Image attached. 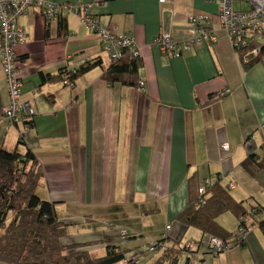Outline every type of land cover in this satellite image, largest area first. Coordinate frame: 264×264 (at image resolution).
<instances>
[{"label": "crops", "instance_id": "1", "mask_svg": "<svg viewBox=\"0 0 264 264\" xmlns=\"http://www.w3.org/2000/svg\"><path fill=\"white\" fill-rule=\"evenodd\" d=\"M6 1L11 0H0ZM51 1L92 4L90 14L101 24L130 34L140 48L139 77L145 82L144 89L110 86L103 79L110 59L101 39L77 15L63 17V31L59 20H46L38 8L19 18L28 33L17 47L22 99L35 111L22 152L30 150L42 167L37 192L57 204L59 219L68 226L66 244L89 243V253L102 257L110 243L118 241L119 229L127 227L129 252L153 234L154 220L162 214L166 224L158 241L168 237L165 245L170 248L190 232L175 218L189 204V180L194 176L200 182L220 177L233 185L238 201L264 207V169L251 175L241 166L251 154L264 159V56L245 69L222 29L215 3ZM197 14L212 16L217 41L196 46L181 58L162 54L154 45L158 36L171 33L179 43L190 39L188 18ZM84 59L101 60L102 66L81 75L73 87L42 78L56 77ZM8 105L0 63V142L9 128L2 119ZM151 212L154 217L147 215ZM229 214L218 221L234 232L239 222ZM253 221L243 245L214 255L201 244L187 256L190 264H264L259 226L264 213ZM201 235L193 234L190 242L204 241ZM161 252L151 256L150 264Z\"/></svg>", "mask_w": 264, "mask_h": 264}, {"label": "trees", "instance_id": "2", "mask_svg": "<svg viewBox=\"0 0 264 264\" xmlns=\"http://www.w3.org/2000/svg\"><path fill=\"white\" fill-rule=\"evenodd\" d=\"M60 31L66 29L63 17L58 19ZM104 51V49H103ZM264 56V49L256 58H247L246 52H238V57L246 70L258 64ZM80 62L75 67H67L58 76H42L46 82L55 80L68 81L74 86L75 81L94 68L102 66L101 60ZM141 58L134 59L129 54L115 61L104 71L103 79L110 85L124 87H139ZM34 127L32 119L25 123L26 131ZM25 144V137L19 139L13 152H7L0 147V263L3 264H123L128 250L125 245L110 243L105 256L94 257L85 250L89 243L66 244L68 226L59 219L57 204L43 200L37 189L43 179V170L35 155L30 151H20ZM249 174L264 169V159L259 160L256 154H251L242 164ZM203 190V192H201ZM189 204L175 218L187 228L199 230L205 237L222 240L226 245H232L237 236L236 231L230 232L221 226L220 216L230 213L238 219V229L246 234L254 224V217L264 213V207L256 204L247 205L246 201H238L231 192L230 185L222 178L210 180L204 185L196 177L189 180ZM13 215V216H12ZM12 216V217H11ZM260 228L264 232V222ZM171 227V226H170ZM132 239L131 234L126 240ZM169 238L163 236L157 241L156 247L165 244ZM203 241V240H202ZM202 241L198 242L199 246ZM164 251V256L153 264H179L180 255L185 252V244L180 240ZM189 256V254L187 255ZM188 257L185 264H190Z\"/></svg>", "mask_w": 264, "mask_h": 264}, {"label": "built area", "instance_id": "3", "mask_svg": "<svg viewBox=\"0 0 264 264\" xmlns=\"http://www.w3.org/2000/svg\"><path fill=\"white\" fill-rule=\"evenodd\" d=\"M100 0H95L98 2ZM218 6V15L221 26L230 40L235 52L239 50L246 52L247 58H256L264 49V0H208ZM160 3L167 4L170 0H160ZM240 5V7H236ZM92 4L76 6L71 4H57L51 0H11L0 2V63L3 68L6 87L9 95V105L3 110L2 119L9 127L22 129L26 135L25 123L33 118L35 111L33 106L22 99L23 83L18 73L19 56L17 47L26 42L27 31L19 24V18L31 8L41 10L48 21L58 20L67 15H77L88 30L100 37L104 52L110 61H115L129 54L134 59L140 58V48L136 40L130 34H119L111 27L101 24L90 14ZM189 23L193 28L190 39L184 42H176L171 33H162L155 40L154 45L159 48L162 54L172 58H181L196 46L214 43L218 37L212 30V16L197 14L189 16ZM88 60H82V63ZM64 86L73 87L68 81ZM145 82L140 80L139 88L144 89ZM227 148V146H225ZM209 185L210 180L202 182ZM233 189V185H230ZM203 192V190H201ZM171 227L168 225L167 230ZM236 240L232 245H226L222 240L207 236L202 244L214 255L229 251L236 247L244 239V231L236 230ZM121 245L127 243L129 231H121ZM199 247L198 243H187L185 249L188 254ZM166 245L156 247L154 243L149 247L151 254L156 250H165ZM132 258V257H131ZM126 258L123 264L132 262ZM136 262V261H135ZM133 264V263H132Z\"/></svg>", "mask_w": 264, "mask_h": 264}, {"label": "rangeland", "instance_id": "4", "mask_svg": "<svg viewBox=\"0 0 264 264\" xmlns=\"http://www.w3.org/2000/svg\"><path fill=\"white\" fill-rule=\"evenodd\" d=\"M237 8L240 7V5L237 4L236 6ZM8 125V124H7ZM8 127V126H7ZM9 131V132H8ZM18 131V132H17ZM14 129L13 127L12 128H7V129H4V133L5 132H8V136L4 142V145L2 144V140L5 138L4 137V133H2L1 135V142H0V147H2L5 151L7 152H13L15 151L16 147H17V144H18V139H21L22 136L25 137V135L23 134V130L20 129V130H17ZM18 134L20 135L19 138H18ZM21 150L20 151H23V148H20ZM38 194V192H37ZM39 195V194H38ZM147 215H150L151 217H154V214L153 212L151 213H147ZM13 216V215H12ZM11 216V217H12ZM229 216H231L229 214ZM155 221V225H153V234H148L147 236H145V238L142 239V241H140L139 243V246L135 249V246H131L130 247V250L132 251H129L128 255H127V258H131L132 262H130L129 264H150V261H151V256L154 255L156 252H159L161 250H156L153 254H150L148 252V249L150 246H152L154 243H156L158 241V239L161 237V232H162V229L164 228V225L166 224V221L163 219V215L160 214V216H158V218ZM152 222V221H151ZM152 224V223H151ZM154 224V223H153ZM123 229H127V227H121L119 229V232H118V237H117V240L119 241L122 237H121V231ZM129 230V228H128ZM164 233V232H163ZM193 234H197L199 236H202L201 235V232H199V230L195 229V228H191L190 229V232L185 236V238L183 239V244H187L188 242H190L192 240V235ZM68 237H66L63 241L64 243H68ZM206 238V237H205ZM145 239V241H144ZM118 241H116L115 243H118ZM130 240H127V244ZM204 245V244H203ZM176 245L175 244H172L171 247H175ZM89 247L90 246H87L85 248V250H89ZM91 248V247H90ZM168 249L167 247L165 248V250ZM91 250V249H90ZM163 250L161 252V257L164 256V251ZM191 254V253H190ZM189 254V255H190ZM96 256L100 255V254H95ZM157 255V254H155ZM154 255V256H155ZM187 255L185 252H183L180 257H179V264H185L186 263V260H187ZM160 257V258H161ZM136 261V262H135ZM0 264H3V263H0Z\"/></svg>", "mask_w": 264, "mask_h": 264}]
</instances>
